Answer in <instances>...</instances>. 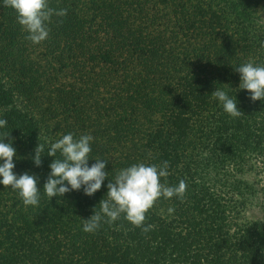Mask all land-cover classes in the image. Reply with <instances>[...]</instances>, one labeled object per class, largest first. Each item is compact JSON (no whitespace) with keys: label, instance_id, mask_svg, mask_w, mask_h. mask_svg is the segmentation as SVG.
I'll list each match as a JSON object with an SVG mask.
<instances>
[{"label":"trees","instance_id":"16d2710c","mask_svg":"<svg viewBox=\"0 0 264 264\" xmlns=\"http://www.w3.org/2000/svg\"><path fill=\"white\" fill-rule=\"evenodd\" d=\"M48 3L67 14L53 15L33 44L0 0V138L9 132L13 172L36 176L41 189L39 205L25 207L0 184V264H264V223L242 213L259 194L246 174L264 201V101L239 89L234 70L264 66V0ZM216 89L243 114L224 112ZM68 133L93 137L88 165L107 160L108 177L92 196L82 187L48 200L47 153ZM164 161L160 182L187 188L148 210V232L123 214L83 231L119 170Z\"/></svg>","mask_w":264,"mask_h":264},{"label":"clouds","instance_id":"9594fccd","mask_svg":"<svg viewBox=\"0 0 264 264\" xmlns=\"http://www.w3.org/2000/svg\"><path fill=\"white\" fill-rule=\"evenodd\" d=\"M3 4L15 11L17 23L22 31L27 33L25 38L33 44H39L48 37V23L53 15L64 17L67 14V9L55 10L49 7L48 0H3ZM234 70L240 74L239 89L250 93L249 98L253 102L264 101V66L254 65L250 60ZM211 95L230 116L239 117L243 114L237 108L236 99L230 98L225 91L216 89ZM6 124V120L0 119V128ZM5 138H9V132L0 138V161H3L0 163V184L17 191L25 207H36L40 203L41 190L37 187L38 178L27 172L19 176L13 172L16 150L12 147L11 138L8 143L3 142ZM92 139L93 137L87 134L76 139L72 133H68L50 145L47 156L53 159L49 164L48 178L42 188L48 200L63 197L66 193L78 191L82 187L85 195L92 196L101 188L103 181L108 177V173L104 171L108 161L97 158L89 167ZM43 151L42 144H38L34 149L32 160L37 167L41 165ZM57 152L60 158H54ZM168 166V161L150 166L138 163L119 170L107 184V198L99 202V211L93 212L84 220L83 231L93 233L99 229L101 222L111 224L123 214L125 220L135 227H141L143 232H148L151 225L142 227L146 219L145 214L156 201L161 197L169 199L174 196L183 200L186 192L187 184L184 180H180L177 186L160 182L161 178L166 179L169 176ZM173 211V208L168 209L169 213Z\"/></svg>","mask_w":264,"mask_h":264},{"label":"rangeland","instance_id":"374dc122","mask_svg":"<svg viewBox=\"0 0 264 264\" xmlns=\"http://www.w3.org/2000/svg\"><path fill=\"white\" fill-rule=\"evenodd\" d=\"M245 181L251 184V187L255 190H258L259 194L252 195L248 199L247 209L243 210V216L248 220V222L256 221L264 223V201L261 196V186L257 183V179L251 176V173L246 174Z\"/></svg>","mask_w":264,"mask_h":264}]
</instances>
